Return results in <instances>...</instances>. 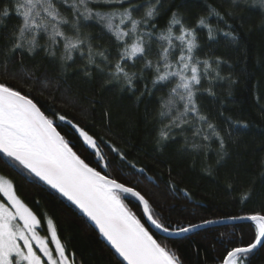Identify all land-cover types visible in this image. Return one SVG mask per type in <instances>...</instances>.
Listing matches in <instances>:
<instances>
[{
    "label": "trees",
    "instance_id": "16d2710c",
    "mask_svg": "<svg viewBox=\"0 0 264 264\" xmlns=\"http://www.w3.org/2000/svg\"><path fill=\"white\" fill-rule=\"evenodd\" d=\"M73 2L67 0L61 7L69 21L74 19ZM133 2L147 5V0ZM8 5L9 0H0V10ZM209 6L220 15H209ZM89 7L96 5L90 2ZM145 7L133 12V18L139 20ZM173 12L179 14L185 28L195 29L194 54L201 61L196 102L207 123L189 113L187 123L171 127L169 138L161 140L160 131L169 125L170 117H162L160 112L177 80L153 87L154 65L161 45L168 46L159 35L167 30ZM201 17H207L208 26L198 24ZM0 20V82L29 95L47 115L53 110L57 116L65 115L71 125L56 122L74 151L91 166L139 191L149 201L155 219L175 229L201 225L204 220L246 216L264 207V8L259 4L252 0H236L235 4L232 0H160L157 15L149 21L154 27L141 24L137 30L155 33L143 37L145 54L124 60L120 59L123 41L96 19L81 18L79 37L84 43L71 52V59L65 58L63 40L53 46L41 34L34 52L18 49L5 62L3 45L10 47V37L22 18L12 12ZM113 23L119 25V16ZM126 24L125 31L131 28ZM62 30L69 37L77 35L70 24ZM179 35L180 26H173L174 55L169 57L173 63L180 56L181 41L175 39ZM135 38L124 39L130 46ZM89 45L94 53H103L95 55L91 64ZM205 60L210 65L207 72ZM147 61L153 67H146ZM117 62L130 75L135 74L131 86L122 76L112 75ZM72 125L83 127L96 139L103 158L78 138ZM6 161L0 153V175L13 182L18 197L41 220L43 233L48 234L47 222L53 221L67 251L75 253L77 264H125L75 205L26 169ZM125 195V203L162 245L175 252L180 264H220L223 247L239 246L241 239L245 245L254 240L255 225L249 221L168 236L150 225L136 198ZM0 197L3 199L2 193ZM232 240L237 243H228ZM244 262L264 264V247L249 253Z\"/></svg>",
    "mask_w": 264,
    "mask_h": 264
},
{
    "label": "snow or ice",
    "instance_id": "6c2138e0",
    "mask_svg": "<svg viewBox=\"0 0 264 264\" xmlns=\"http://www.w3.org/2000/svg\"><path fill=\"white\" fill-rule=\"evenodd\" d=\"M66 2L67 0H59L58 4V0H9V5L0 10V17H7L15 12L22 18V22L10 37V47L7 43L3 45L5 62L18 49L34 52L39 46L41 34L46 35L53 46L63 40L65 58L71 59V52L84 43L79 37L81 18L96 19L111 31L118 41L125 43L120 53L121 60L132 59L138 54L143 56L146 52L144 35H155L154 32L138 33L137 30L141 24L149 28L154 27L149 21L157 15V4L160 0H156L155 4L147 0L146 7L145 4H136L133 0H74L71 5L74 19L71 21L61 12V7ZM90 2L94 3L96 8H90ZM232 2L235 4L236 0ZM247 2L248 0H245V3ZM252 2L264 8V0ZM124 4L128 7L124 8ZM141 7H145L144 15L139 20L133 18V12ZM100 8L112 11L102 12L98 10ZM209 15L220 14L209 6ZM117 16L119 25L113 23ZM178 16L177 12H173L167 30L159 35V40L166 42L168 46L161 45L154 65L157 75L153 80V87L159 82L172 83L173 78L177 80L169 89L168 98L160 112L162 117H170L169 125L160 131L161 140L169 138L171 127L187 123L186 117L189 113L194 114L195 119L207 123L206 117L200 115L196 102L198 89L195 86L201 82V61L194 54L197 48L195 29L185 28ZM206 21L207 17H201L198 24L208 26ZM126 22L131 24L127 31L124 30L127 27ZM69 24L77 33L75 38L67 36L62 30V26ZM175 25L180 26V35L175 39L181 41V46L180 56L173 63L169 61V57L174 55L171 49L174 47ZM211 34L210 28L209 35ZM133 35L136 37L135 41L129 46L124 38ZM95 55L103 56V53H94L89 45L90 64L95 62ZM145 66L153 67V62L147 61ZM209 67L208 61H203L205 72ZM112 75L117 79L122 76L131 86L135 74L130 75L117 62ZM57 119L71 125L65 115L57 116L54 110L51 116L47 115L46 110H42L29 95L23 94L7 82H0V153L75 205L95 225L99 235L125 264H180L175 252L162 245L125 203V194L136 198L143 205V214L151 225L165 233H187L200 225L189 224L173 229L170 224L165 226L155 219L149 201L139 191L104 174L74 151V145L58 130ZM207 126L212 129L213 134L219 136L214 125L208 123ZM72 127L84 144L96 149L94 155L101 156L96 139L83 127ZM220 141L223 147L222 137ZM114 151L121 155L119 150ZM0 193L8 198V202L0 203V264H77L75 253L67 251L66 244L62 243L51 220L47 222L50 238L37 234L41 220L16 196L11 181L0 177ZM244 199H247V194ZM231 219L254 222V240L245 245L241 239L239 246L223 247L220 264H244V258L257 249L258 245L264 247V207L260 212ZM202 223L211 224L214 221L204 220ZM228 243L237 242L232 240ZM50 244L54 247H50Z\"/></svg>",
    "mask_w": 264,
    "mask_h": 264
},
{
    "label": "water",
    "instance_id": "95a60500",
    "mask_svg": "<svg viewBox=\"0 0 264 264\" xmlns=\"http://www.w3.org/2000/svg\"><path fill=\"white\" fill-rule=\"evenodd\" d=\"M142 205V204H141ZM142 208H143V205H142ZM82 213V212H81ZM83 214V213H82ZM147 217V216H146ZM87 218V217H86ZM90 221V220H89ZM239 221H242V220H239V219H231V218H229V219H222V220H216V221H214V223H211V224H201L200 225V227H197V228H194V229H192L191 231H193V230H196V229H198V228H201V227H206V226H210V225H216V224H228V223H236V222H239ZM91 222V221H90ZM92 223V222H91ZM149 223H150V225H151V222L149 221ZM93 224V223H92ZM94 225V224H93ZM95 226V225H94ZM151 226H153V225H151ZM153 228H155V226H153ZM159 230V229H158ZM159 231H161V230H159ZM190 231V232H191ZM162 233H164V234H166V235H168V236H173V237H176V236H181V235H184V234H187V233H189V232H187V233H170V232H168V233H165V232H163V231H161ZM260 246L258 245L257 246V248H259ZM254 251V250H253Z\"/></svg>",
    "mask_w": 264,
    "mask_h": 264
},
{
    "label": "rangeland",
    "instance_id": "374dc122",
    "mask_svg": "<svg viewBox=\"0 0 264 264\" xmlns=\"http://www.w3.org/2000/svg\"><path fill=\"white\" fill-rule=\"evenodd\" d=\"M0 177H3L4 179H6V180H9V181H11L9 178H7V177H5V176H3V175H0ZM12 182V181H11ZM12 185H13V182H12ZM13 190H14V186H13ZM14 192H15V190H14ZM15 194H16V192H15ZM2 195H3V199L0 197V203H6V202H8V198L6 197V196H4V194L2 193ZM16 196L18 197V195L16 194ZM19 198V197H18ZM20 199V198H19ZM21 200V199H20ZM22 201V200H21ZM22 203H23V201H22ZM24 204V203H23ZM52 221V220H51ZM53 222V221H52ZM53 226H54V223H53ZM55 227V226H54ZM37 234L39 235V236H41V237H43V238H50V230L48 229V234H45V233H43L42 232V230H40V228H39V226H38V229H37ZM50 247H54V245H51L50 244ZM244 264H245V262H244Z\"/></svg>",
    "mask_w": 264,
    "mask_h": 264
}]
</instances>
